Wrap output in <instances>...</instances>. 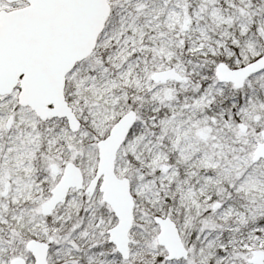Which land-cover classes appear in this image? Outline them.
Masks as SVG:
<instances>
[{
    "label": "snow or ice",
    "instance_id": "snow-or-ice-1",
    "mask_svg": "<svg viewBox=\"0 0 264 264\" xmlns=\"http://www.w3.org/2000/svg\"><path fill=\"white\" fill-rule=\"evenodd\" d=\"M0 264H264V0H0Z\"/></svg>",
    "mask_w": 264,
    "mask_h": 264
}]
</instances>
